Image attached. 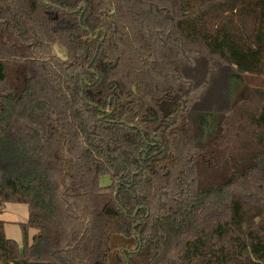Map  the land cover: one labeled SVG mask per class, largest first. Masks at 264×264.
Returning a JSON list of instances; mask_svg holds the SVG:
<instances>
[{"label": "trees", "instance_id": "16d2710c", "mask_svg": "<svg viewBox=\"0 0 264 264\" xmlns=\"http://www.w3.org/2000/svg\"><path fill=\"white\" fill-rule=\"evenodd\" d=\"M262 77L264 0H0V264H264Z\"/></svg>", "mask_w": 264, "mask_h": 264}, {"label": "rangeland", "instance_id": "374dc122", "mask_svg": "<svg viewBox=\"0 0 264 264\" xmlns=\"http://www.w3.org/2000/svg\"><path fill=\"white\" fill-rule=\"evenodd\" d=\"M55 55L64 59V51L59 46H55L53 49ZM259 81L264 82V77L262 78H255ZM264 87V86H263ZM108 178L105 177L102 179V183L104 184L107 182ZM244 195L246 197L251 196V192H245ZM27 207L23 204H16V203H7L4 205L2 209H0V220L5 222L4 224V233L8 239L16 241L19 245H22V233L20 230V223H25L27 220ZM34 234V230L30 229L28 231V238H30Z\"/></svg>", "mask_w": 264, "mask_h": 264}, {"label": "flooded vegetation", "instance_id": "af4514ba", "mask_svg": "<svg viewBox=\"0 0 264 264\" xmlns=\"http://www.w3.org/2000/svg\"><path fill=\"white\" fill-rule=\"evenodd\" d=\"M231 76L232 74L228 75V82H229L228 83V102H229L230 107H231V101H233L237 97V94L240 92L239 83H237L233 77L231 78ZM244 96H246L245 93L242 94L241 98H243ZM208 114H221V113L216 112V111H210V112H203L197 115L192 114V118L190 119V123H189L190 135L188 137V141L190 145H193L196 142L207 143L219 131L222 114H221V119L217 127H214L212 119L206 120L204 118V116ZM121 252H124V251H121Z\"/></svg>", "mask_w": 264, "mask_h": 264}, {"label": "water", "instance_id": "95a60500", "mask_svg": "<svg viewBox=\"0 0 264 264\" xmlns=\"http://www.w3.org/2000/svg\"><path fill=\"white\" fill-rule=\"evenodd\" d=\"M232 77L235 79V81L237 83H239L240 92L237 94V97L233 101H231V107H233L235 105V103L240 100L242 94H244V93L247 94V92H248L247 91V85L244 83V81H243V79H242V77L240 75L232 74L231 78ZM204 118L206 120H211L212 119L214 127H217V125H218V123H219V121L221 119V114H208V115H205Z\"/></svg>", "mask_w": 264, "mask_h": 264}, {"label": "crops", "instance_id": "0c3cea01", "mask_svg": "<svg viewBox=\"0 0 264 264\" xmlns=\"http://www.w3.org/2000/svg\"><path fill=\"white\" fill-rule=\"evenodd\" d=\"M5 229V228H4ZM6 234V233H5ZM33 235V234H32Z\"/></svg>", "mask_w": 264, "mask_h": 264}]
</instances>
